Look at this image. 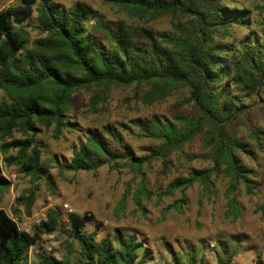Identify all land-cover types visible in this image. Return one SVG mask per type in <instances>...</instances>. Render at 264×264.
Wrapping results in <instances>:
<instances>
[{
    "label": "trees",
    "instance_id": "16d2710c",
    "mask_svg": "<svg viewBox=\"0 0 264 264\" xmlns=\"http://www.w3.org/2000/svg\"><path fill=\"white\" fill-rule=\"evenodd\" d=\"M19 1V9L0 12V90L6 96L0 103V151H15V156L3 160L5 167H17L32 183L27 196L18 202L29 209L39 181H48V169L35 145L36 125H53L55 139L62 130H76L69 120L72 94L91 85L112 84L148 86L143 97L148 104L179 90L187 94L181 106L190 111L172 118L154 116L133 122L143 137L160 143L150 150L154 157L164 158L200 134L212 148V166L192 169L187 176L174 179L168 184V195L195 183L209 194L218 174L230 179V192L240 185L247 195L254 192L252 171L238 156L249 154L246 145L227 133L248 108L242 98L255 105L264 91V39L254 33L241 37L231 32L234 28L250 29L254 23L250 10L241 5H220L218 0H104L139 15L179 14L186 19L166 32L108 21L81 3L64 9L51 4L52 0ZM260 2L264 12V0ZM35 6L38 15L33 19ZM26 25H33L42 37L29 42L22 30ZM226 36L231 37V43L223 41ZM14 132L25 137L14 138ZM83 135L71 159L58 164L60 172H94L120 163L139 171L151 161V156H137L116 126L86 129ZM9 186L0 164V201ZM180 204L170 208L180 209ZM227 208L226 216L238 217L240 208L234 197ZM88 219L69 214L64 224L60 213L52 209L28 233L0 209V264H26L31 248L43 235L58 231L78 245V264L147 263L148 251L135 236L116 230L113 240L97 241L96 232H85ZM172 262L179 264L175 258ZM39 264L59 262L45 257ZM188 264L205 263L190 256ZM217 264H230V259H219Z\"/></svg>",
    "mask_w": 264,
    "mask_h": 264
},
{
    "label": "rangeland",
    "instance_id": "374dc122",
    "mask_svg": "<svg viewBox=\"0 0 264 264\" xmlns=\"http://www.w3.org/2000/svg\"><path fill=\"white\" fill-rule=\"evenodd\" d=\"M76 3L91 7L108 21H122L152 31L168 32L178 22L186 21L179 14L127 12L104 0L51 1L64 9ZM217 3L230 7L241 5L251 12L254 23L250 29L234 28L232 36L254 33L264 39V12L260 9V0H218ZM20 7L19 0H0V12ZM37 15L35 6L32 18ZM91 26L93 21L88 25L89 31ZM22 30L29 42L42 37L33 25H26ZM223 41L231 43L232 39L226 36ZM148 90L149 87L142 84L81 88L72 94L69 106V120L76 125V130H62L61 136L55 139L53 125H36L35 145L48 169V181H39L36 199L29 209L17 200L27 196L32 187L30 178L20 174L15 166L5 167L3 160L15 156V151L7 154L0 151L3 176L10 182L1 198L0 209L15 220L20 230L28 233L46 219L48 210L58 211L64 224L69 214L86 216L89 219L85 232H96L97 241L113 240L116 230L126 236H135L148 251L146 264H173V258L179 264H188L190 256L205 264H217L219 259H230V264H264V209H261L264 202V91L255 105L248 98H242L248 108L227 130L246 145L249 154L239 153L238 156L252 171L254 192L247 195L240 185L232 193L230 179L218 174L213 177V191L209 194L195 183L184 191L168 195V184L174 179L187 176L192 169L204 170L212 166V148L200 134L182 148L169 151L164 158L152 156L150 150L157 149L160 143L143 137L133 122L154 116L172 118L190 110L181 106L187 96L182 90L153 104L143 101ZM5 100L0 90V103ZM106 125L116 126L137 156H151V161L139 171L120 163L94 172H60L58 164L71 159L73 150L84 140V131ZM13 137L22 139L25 136L14 132ZM231 197L240 208L237 218L226 216ZM178 202L180 209L170 208ZM63 228L68 230L67 226ZM45 257L59 264H78L79 247L68 240L63 231L43 235L41 242L31 248L26 264H39Z\"/></svg>",
    "mask_w": 264,
    "mask_h": 264
},
{
    "label": "built area",
    "instance_id": "2783aa9c",
    "mask_svg": "<svg viewBox=\"0 0 264 264\" xmlns=\"http://www.w3.org/2000/svg\"><path fill=\"white\" fill-rule=\"evenodd\" d=\"M67 211H68L69 213H71V209H68Z\"/></svg>",
    "mask_w": 264,
    "mask_h": 264
}]
</instances>
